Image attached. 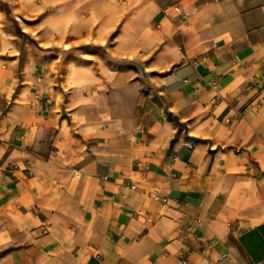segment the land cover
I'll list each match as a JSON object with an SVG mask.
<instances>
[{
  "label": "crops",
  "instance_id": "0c3cea01",
  "mask_svg": "<svg viewBox=\"0 0 264 264\" xmlns=\"http://www.w3.org/2000/svg\"><path fill=\"white\" fill-rule=\"evenodd\" d=\"M181 253L264 263V0H0V264Z\"/></svg>",
  "mask_w": 264,
  "mask_h": 264
},
{
  "label": "built area",
  "instance_id": "2783aa9c",
  "mask_svg": "<svg viewBox=\"0 0 264 264\" xmlns=\"http://www.w3.org/2000/svg\"><path fill=\"white\" fill-rule=\"evenodd\" d=\"M173 10L176 12V11H178L179 9H178V7H174L173 8ZM186 17V15H184V18ZM160 25L159 24H157V27H159ZM185 145L187 146V147H189V148H191L192 147V145L191 144H189V143H185ZM128 188H130V189H135L136 188V186H135V184H130V185H128ZM189 229H187V231H188ZM43 232H45V230H43ZM179 262H180V264H188V259H187V254L186 253H181L180 254V256H179ZM262 264H264V263H262Z\"/></svg>",
  "mask_w": 264,
  "mask_h": 264
},
{
  "label": "trees",
  "instance_id": "16d2710c",
  "mask_svg": "<svg viewBox=\"0 0 264 264\" xmlns=\"http://www.w3.org/2000/svg\"><path fill=\"white\" fill-rule=\"evenodd\" d=\"M20 33V32H19Z\"/></svg>",
  "mask_w": 264,
  "mask_h": 264
}]
</instances>
